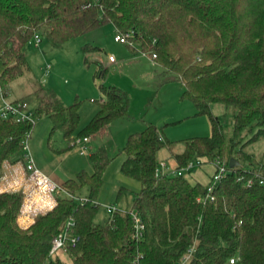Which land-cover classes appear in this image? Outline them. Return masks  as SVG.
Here are the masks:
<instances>
[{"label":"trees","instance_id":"obj_1","mask_svg":"<svg viewBox=\"0 0 264 264\" xmlns=\"http://www.w3.org/2000/svg\"><path fill=\"white\" fill-rule=\"evenodd\" d=\"M106 23L131 33L137 50L155 54L156 64L183 84L181 99L193 104L196 116L208 118L209 136L185 139L183 151L172 153L178 169L207 158L220 160L229 172L210 192L213 201H203L207 186L191 185L183 175L157 177L158 153L174 142L147 124L128 138L120 170L141 190L129 211L109 215L103 225L95 222L110 163L103 148L89 156L93 172L61 183L66 196H57L53 209L27 228L19 224L23 191L0 193V264H63L50 251L69 220V232L78 238L66 249L73 264H182L187 256L184 264H264V184L255 174L264 175L245 151L264 140V0H0V89L30 70L25 48L36 35L64 44ZM82 51L100 49L86 44ZM97 65L96 78L103 79L108 69ZM98 88L103 101L79 131V104L65 105L51 90L31 120L0 116V181L7 165L24 162V145L41 116L68 144L128 117L126 91ZM216 104L234 110L230 140L224 120L212 111ZM232 158L239 163L235 168L229 167ZM132 213L144 226L140 238H134Z\"/></svg>","mask_w":264,"mask_h":264},{"label":"rangeland","instance_id":"obj_2","mask_svg":"<svg viewBox=\"0 0 264 264\" xmlns=\"http://www.w3.org/2000/svg\"><path fill=\"white\" fill-rule=\"evenodd\" d=\"M116 34L113 25L106 23L64 44H55L44 35L38 46L32 40L25 48L30 70L3 89L4 96L0 89V110L5 102L19 101L25 103L26 113L32 112L50 90L65 105L77 102L80 115L78 131L91 121L98 109V102L103 99L99 84L115 86L127 92L130 98L128 117L113 121L109 125V132L99 133L103 132V129L100 130L96 134V148H92L93 143H89L87 155L81 156L76 147L68 149L70 144L65 141L61 131L52 132V124L47 116H41L35 121L27 142L33 161H38L41 171L58 186L65 180L76 178L81 171L93 172L89 158L92 149L95 148L93 152L99 148L106 150L110 163L95 201L99 205L95 222L102 225L109 217L104 206L114 203L130 207L132 203L131 195L124 191L119 197L120 188L115 179L121 173V164L125 159L124 147L132 134L142 131L147 124L157 126L169 141L174 142L171 155L183 149V140L211 134L208 118L196 116L193 104L181 99L183 84L172 75L162 77L151 56L137 50L136 45L129 47L116 42ZM86 44L100 51L85 54L82 47ZM110 53L117 57L112 65L108 61ZM86 57L88 64L85 63ZM95 61H101V66L108 69L103 79L96 78L98 65ZM171 77L174 79L168 81ZM212 111L224 120L226 138L230 140L234 126L233 108L216 104L212 106ZM245 151L254 156V161L264 175V140L251 144ZM52 173L54 176H50ZM86 192L87 188H84L82 198ZM59 196H66V193L62 192ZM63 257V264H72L69 254H63Z\"/></svg>","mask_w":264,"mask_h":264},{"label":"built area","instance_id":"obj_3","mask_svg":"<svg viewBox=\"0 0 264 264\" xmlns=\"http://www.w3.org/2000/svg\"><path fill=\"white\" fill-rule=\"evenodd\" d=\"M131 36V33H117L115 36V41L132 47L136 43L130 40ZM33 40L35 45L38 46L41 43V35H36ZM151 57L155 59L156 55L152 54ZM108 60L110 63H115L116 57L111 54L109 55ZM0 116L4 119L10 118L19 122L31 120L32 112H25V103L23 102H5L3 109L0 110ZM90 139L91 137L76 138L70 143L69 146L71 148L76 147L80 155L84 156L88 154V144ZM24 150V162H20L22 164L20 168H17V165L6 166V174L0 181V193L19 190L23 191L25 197L19 220L27 221L30 219L33 220L38 214H44L47 211L53 209V207L56 205L57 196H59L64 191L60 186L53 183L46 174L41 172L35 166L34 161L28 151L27 142L24 145ZM206 163H211L214 166V172L212 174L210 183L207 185L208 196L203 201H213L214 197L210 194V192L213 190L214 186L218 184L229 172L227 166L220 160L209 161L207 158H196L190 161L186 167L177 169L173 172H165L166 165L164 163H160L156 170V176L161 177L165 175H183V172L192 171L195 168L202 167ZM255 176L259 178L260 184H264V176L260 175L259 173L255 174ZM248 184H252V180H249ZM104 208L106 213L110 216L119 211L113 205L104 206ZM131 217L135 230L134 238H140L144 230V226L142 225L137 213H132ZM72 225L73 221L69 220L63 231L56 238H54L50 251V255L52 257H56L60 251L65 252L69 244L72 246L76 244L78 238L71 236L69 232V228L72 227ZM188 259L189 256L184 258L182 264H184ZM230 263L234 264L235 259L230 260Z\"/></svg>","mask_w":264,"mask_h":264},{"label":"crops","instance_id":"obj_4","mask_svg":"<svg viewBox=\"0 0 264 264\" xmlns=\"http://www.w3.org/2000/svg\"><path fill=\"white\" fill-rule=\"evenodd\" d=\"M114 27V26H113ZM114 55L115 57H116V55L114 54V53H110V55ZM117 58V57H116ZM152 58V57H151ZM109 61V60H108ZM152 61L154 62V64L157 66V67H159L157 64H156V62H155V60L152 58ZM95 63L96 64H100L101 65V61H95ZM110 63V62H109ZM111 65L113 64V63H110ZM159 71L161 72L160 73V75L162 76V77H165L167 74L159 67ZM171 79H174V78H168L167 80L168 81H170ZM102 101H103V99H102ZM193 110H194V112L196 113V110H195V108H193ZM157 127V126H156ZM145 128V127H144ZM104 129H106V130H104ZM109 126L108 127H106V128H103V132H99V133H105L104 131H106V132H109ZM111 135V139H113V135L112 134H110ZM165 135V134H164ZM96 140H97V136H96V134L94 135V136H92L91 137V139H90V142L89 143H93V146H92V148L93 147H95L96 148V145H94L95 144V142H96ZM94 148V149H95ZM94 149H92V153H93V150ZM100 149V148H99ZM104 149V148H103ZM183 151V149H181L180 151H177V153L176 154H180L181 152ZM30 156H31V154H30ZM81 156H83V155H81ZM171 156V157H170ZM32 157V156H31ZM158 161L160 162V163H164L165 165H166V167H165V172H173V171H175V170H177L178 169V166H177V163H176V161H175V159L172 157V155H171V149H169L168 147H165V148H163V149H161L160 151H159V153H158ZM34 164H35V166L41 171V169H40V164H39V162L38 161H36V160H34ZM18 166V167H17ZM16 167L17 168H20L21 166H22V164L20 163V164H18ZM16 168V169H17ZM88 169L87 170H89V167H87ZM91 169H92V171H93V167H91ZM41 172H43V171H41ZM213 172H214V166L211 164V163H206V164H204L202 167H199V168H195V169H193L192 171H189V172H183V176L186 178V180L191 184V185H195V184H200V185H202V186H207L209 183H210V181H211V177H212V174H213ZM44 173V172H43ZM46 174V173H45ZM48 176V175H47ZM50 176H54V174L52 173V175H50ZM116 179V184H117V187L118 188H120V191H119V195L121 194L122 195V193H123V191L125 192V193H127V194H129V195H131V200L130 201H132V203H131V205H130V207L129 206H127V207H125L124 205H119L118 204V206L117 205H114V203H112V204H110V205H113L114 207H116V209L117 210H119V211H121V212H127V211H129L130 209H131V207H132V205H133V202H134V199H135V196H136V194L141 190V184L138 182V181H135V180H133V179H131V178H128V177H126V176H124L122 173H120V174H118L117 175V177L115 178ZM66 181V180H65ZM63 183V182H62ZM118 195V196H119ZM121 195L119 196V197H121ZM124 207V208H121V207ZM119 208H121V209H123V210H120ZM34 222V219L32 220V219H30V220H27V221H25V220H19V224H20V226L21 227H23V228H27V227H29L32 223ZM67 252L65 251H60V252H58V254L56 255L61 261H65V259H63V258H65V257H63V254H66ZM68 254V253H67ZM69 259H70V262L73 264V262H72V260H71V258L69 257ZM66 261H68V259H66Z\"/></svg>","mask_w":264,"mask_h":264},{"label":"water","instance_id":"obj_5","mask_svg":"<svg viewBox=\"0 0 264 264\" xmlns=\"http://www.w3.org/2000/svg\"><path fill=\"white\" fill-rule=\"evenodd\" d=\"M239 165V163L235 160V159H231L230 162H229V167L230 168H235Z\"/></svg>","mask_w":264,"mask_h":264}]
</instances>
